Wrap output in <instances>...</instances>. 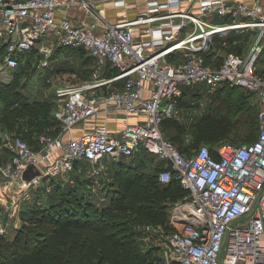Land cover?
<instances>
[{
	"label": "built area",
	"instance_id": "built-area-1",
	"mask_svg": "<svg viewBox=\"0 0 264 264\" xmlns=\"http://www.w3.org/2000/svg\"><path fill=\"white\" fill-rule=\"evenodd\" d=\"M187 1L0 0L5 49L0 72L14 70L32 51L37 67H47L57 48L82 49L94 59L80 84L57 91L58 135H41L37 150L18 136L4 142L11 156L0 164V187L12 192L9 212L29 197L31 188H41L47 178L65 177L80 162L90 164L98 176L104 159L147 152L164 161L158 175L162 184L176 175L188 191L169 213L175 229L142 226L163 237L166 264H264V0L252 5ZM104 3L141 8L134 18L113 22L98 9ZM77 11L87 14V23L74 21ZM233 31L255 33L247 51L229 52L218 65L206 63L202 55ZM105 68L115 73L103 75ZM119 80H124L121 89L100 93ZM198 84L207 85L210 94L224 85L255 92L261 103L257 138L241 145L221 142L215 155L207 146L191 157L182 155L164 137L161 124L176 116L181 87ZM99 115L103 123L71 136L76 125ZM111 115L124 118L119 136L106 125ZM30 164L40 175L25 181L22 174ZM241 217L245 220L237 222ZM6 232L7 221L0 222V234Z\"/></svg>",
	"mask_w": 264,
	"mask_h": 264
},
{
	"label": "trees",
	"instance_id": "trees-1",
	"mask_svg": "<svg viewBox=\"0 0 264 264\" xmlns=\"http://www.w3.org/2000/svg\"><path fill=\"white\" fill-rule=\"evenodd\" d=\"M3 48L0 44V51ZM71 50L72 53L87 55L82 49ZM35 54L32 51L22 56L18 67ZM92 69L83 79L89 76ZM106 73L111 75L115 70ZM21 84L20 79H15L0 87V126L7 134L22 138L37 150L39 137L43 134L58 135L60 123L54 116L56 108L52 103L21 101ZM236 88L224 85L213 93L207 114L193 124L188 146L184 145L185 140L180 134L170 132L171 128H180L176 118L163 120L162 133L169 135L164 137L185 157H191L198 149L195 147L200 144L209 145L210 152L215 155V147L221 142L236 144V138H242L246 143L254 141L259 130L260 100L255 96L259 101L258 111L249 103L254 93L234 96ZM195 98L197 95H194ZM177 106L190 107L183 100L178 101ZM243 112L245 114L240 116ZM5 152L10 158L11 153ZM113 163L111 181L116 184L117 195L115 198L110 196L105 207H99L87 199L85 204L69 199L67 204L70 206L66 208L64 200L59 198L48 207L35 208L28 216L22 217L25 222L11 239L0 234V264H165L154 250L139 247L132 235V227L150 224L162 227L165 232L172 231L175 228L170 225L169 209L183 201L188 191L182 187L176 175L170 182L162 184L158 175L163 167L156 173L144 176L140 171L144 167L142 158L135 159L134 164L121 159ZM116 164L123 165L122 169L117 171ZM36 228L43 231L38 232V239L32 244L27 233Z\"/></svg>",
	"mask_w": 264,
	"mask_h": 264
},
{
	"label": "rangeland",
	"instance_id": "rangeland-1",
	"mask_svg": "<svg viewBox=\"0 0 264 264\" xmlns=\"http://www.w3.org/2000/svg\"><path fill=\"white\" fill-rule=\"evenodd\" d=\"M254 38L255 34L249 37L250 43L254 40ZM220 46L221 45L216 43L214 48L218 49V53L224 55L225 52L219 50ZM62 50L58 54V56H60L59 59L55 61L50 60L47 67L36 66L38 59L37 54H35V57H31L27 63L21 64L16 70H6L5 73L0 72V87L14 82L15 79H20L22 82L20 88L21 101L28 103H52L53 107L56 108L59 103L57 91L67 85L80 84L83 77L92 67L91 59H88L87 55L82 56L76 52L72 53L73 51L71 48H64ZM4 54L5 49L3 48L0 51V70L4 67V62H2ZM204 55L210 56L211 54L207 52L202 55V57L208 61V58H205ZM183 57L185 58V56ZM14 72H16V75ZM190 87L191 86L184 85L181 88L187 89ZM241 93L248 94L243 87H237L234 92V96H238ZM253 93L256 94L255 92ZM210 101V98L207 99L203 97L200 100L199 106H190V108L179 110L177 122L180 128L178 130L171 128L170 132H172L173 135L180 134L185 140V146H188L191 143L190 140L193 124L203 115L207 114L210 107ZM249 103L253 109L259 111V101L255 95L252 99H250ZM51 112H53V110ZM244 114L245 113L243 112L240 116H243ZM9 136L11 135L7 134L5 129H2L0 126V164L9 158V155H7L4 150V142H6L7 137ZM164 136L169 137V135L165 132ZM234 141L236 142V145L246 143L242 138H236ZM201 146L209 147L207 144H200L195 147V149ZM141 152L136 153L130 158L122 157L116 160H102L98 164V167L108 171L100 176H93L91 174L93 167L86 163V165L83 166L85 168V172L82 174L75 171L67 174L65 177L58 176L54 178H47L43 181L41 188H31L29 190V197L25 199L21 198L20 202H18L19 206L16 209L11 208V212L7 210L8 204L11 203L10 198H2L3 201H0V222L4 224L7 221L8 229L5 237L7 239H11L13 237L15 231L25 222L22 217L28 216L35 208H45L50 206L51 203L59 200V198L60 200H64L63 202L66 203V208H69L70 206L67 204L69 199H76L84 204L86 203L85 199H87V201H93L94 204L99 207L108 204L110 196L115 198L117 195L116 184L111 181V165L119 159L134 164L135 159L138 160L142 158L144 160V167L143 170L140 171H142L144 176L156 173L161 167H163L164 161L159 155ZM109 163L111 164L108 165ZM122 166L123 165L116 164V170H121ZM103 197L105 198L103 199ZM247 218H249V216ZM244 220L245 217H241L237 220V222ZM142 226L143 224L132 227V235L134 236L136 243L142 250H154L157 255L164 259L166 264L167 261L166 253L163 247V237L157 233L143 231ZM42 231V228H36L33 232L29 234L27 233L28 239L32 244H35L36 238L38 239V235L40 234L38 232ZM126 235H128V233H126Z\"/></svg>",
	"mask_w": 264,
	"mask_h": 264
},
{
	"label": "crops",
	"instance_id": "crops-1",
	"mask_svg": "<svg viewBox=\"0 0 264 264\" xmlns=\"http://www.w3.org/2000/svg\"><path fill=\"white\" fill-rule=\"evenodd\" d=\"M195 2V0H188L187 2ZM246 2L249 5L253 4V0H234L233 2ZM138 8H141V5H134L133 7H129L127 9H115L112 6H110L109 4H101L98 6V9L101 10L102 14L104 16H106L108 19H110L111 21L115 22V21H120V20H125V19H131L134 18ZM88 16L87 14H85L83 11H77L75 16H74V21H76L77 23H82L88 22ZM214 21H221L220 18H214ZM255 34L254 32H247V33H240L237 31H233L231 32L226 38L224 39H217V41L214 43V45L212 46L211 50H210V57L208 58V61L205 62L209 63V64H216L218 65L221 60H219V57H224L227 53L231 52V53H245L248 49V47L250 46V40L249 37L251 35ZM219 44L221 45L219 47V50L225 52L224 55H221L220 53H218V49H215V44ZM64 49V48H57L55 50V52L53 53L52 57L50 60L55 61L57 59H59L60 56H58V54L60 53V51ZM63 51V50H62ZM213 53V54H212ZM178 55V53H177ZM176 57V55H175ZM89 58L91 59V63H92V67L94 64V59L92 57L89 56ZM170 60H175V58H169ZM216 59V60H215ZM218 60V62H217ZM104 74L103 75H107L106 72L109 71V69L105 68L104 70ZM112 71V70H111ZM108 76V75H107ZM123 82L124 80H119L117 82H115L114 84H112L110 87H104L102 90H100V93H103L109 89H121L123 87ZM182 90V95L179 99V101L183 100L188 102L189 106H193L194 104L197 103V106L200 105V100L201 98L205 97V98H211V96L213 94H210L208 92V86L205 84H198V85H194L191 86L190 88L187 89H183ZM184 92L186 94H184ZM194 95H197V98L194 99ZM195 100V101H194ZM196 106V105H195ZM190 108V107H189ZM180 109H185V108H179L177 106V113L176 116L174 118L178 119V114H179V110ZM104 120L102 118V116H95L93 119H90L88 122L86 123H80L78 125H76L73 129V131L71 132V136H75V135H79L81 134L85 129H88V127H90L93 124H101L103 123ZM106 125L108 126V129L110 131V133L112 135L115 136H119V130L120 128L123 126L124 124V118L116 116V115H111L109 118H107V120L105 121ZM69 134H64V138L67 139L69 138ZM124 158H128V157H124ZM133 158V157H132ZM109 159V158H108ZM112 160V159H109ZM88 164V163H87ZM111 163H109L108 165H110ZM86 163L84 162H80L76 165L75 170L73 172H78L79 174H82L85 172V168L83 166H85ZM90 165V164H89ZM99 168V167H98ZM102 170L101 174H105L106 169L100 168ZM92 172V171H91ZM92 174V173H91ZM98 175V176H100ZM12 194L11 190H5L4 188L0 187V201H3L2 198H6L9 197ZM105 197H103L104 199ZM107 205V204H106ZM106 205H103L101 207H105ZM175 206V205H174ZM173 207V206H172ZM172 207L169 209V213L172 209ZM169 213H168V217H169ZM169 223V222H168ZM12 224V222H11ZM13 228V225H12ZM8 229V228H7Z\"/></svg>",
	"mask_w": 264,
	"mask_h": 264
},
{
	"label": "water",
	"instance_id": "water-1",
	"mask_svg": "<svg viewBox=\"0 0 264 264\" xmlns=\"http://www.w3.org/2000/svg\"><path fill=\"white\" fill-rule=\"evenodd\" d=\"M39 175H40V170L36 166L30 164L23 171L22 178L25 181H31L34 177Z\"/></svg>",
	"mask_w": 264,
	"mask_h": 264
}]
</instances>
